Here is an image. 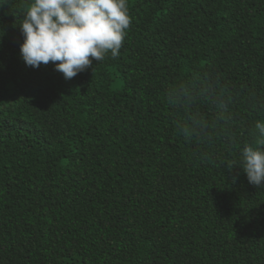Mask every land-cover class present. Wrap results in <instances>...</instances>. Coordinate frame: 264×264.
<instances>
[{"label": "trees", "instance_id": "trees-1", "mask_svg": "<svg viewBox=\"0 0 264 264\" xmlns=\"http://www.w3.org/2000/svg\"><path fill=\"white\" fill-rule=\"evenodd\" d=\"M32 0H0V264H264V0H127L71 81L28 68ZM228 165L235 166L229 168Z\"/></svg>", "mask_w": 264, "mask_h": 264}, {"label": "clouds", "instance_id": "clouds-1", "mask_svg": "<svg viewBox=\"0 0 264 264\" xmlns=\"http://www.w3.org/2000/svg\"><path fill=\"white\" fill-rule=\"evenodd\" d=\"M131 24L127 0H32L20 26V57L34 70L54 65L71 81L93 61L118 59ZM255 128L258 145L244 148L239 168L251 186L264 188V123Z\"/></svg>", "mask_w": 264, "mask_h": 264}]
</instances>
